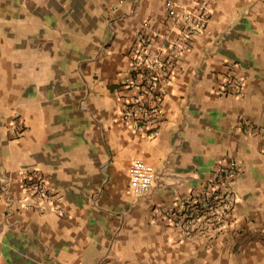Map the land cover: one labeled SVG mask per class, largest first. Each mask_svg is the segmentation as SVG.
Instances as JSON below:
<instances>
[{"label": "crops", "instance_id": "obj_1", "mask_svg": "<svg viewBox=\"0 0 264 264\" xmlns=\"http://www.w3.org/2000/svg\"><path fill=\"white\" fill-rule=\"evenodd\" d=\"M183 5H192L182 0ZM167 0H0V264H264V0H212L207 27L174 66L159 135L123 119V71L145 20L163 26ZM243 95L220 94L229 75ZM25 121L13 129L16 115ZM155 168L135 196L129 166ZM238 159L227 227L181 234L161 206ZM38 167L64 212L41 210L22 181Z\"/></svg>", "mask_w": 264, "mask_h": 264}, {"label": "built area", "instance_id": "obj_2", "mask_svg": "<svg viewBox=\"0 0 264 264\" xmlns=\"http://www.w3.org/2000/svg\"><path fill=\"white\" fill-rule=\"evenodd\" d=\"M181 2L167 0V14L160 28H155L149 20L143 21L129 48V66L123 71V119L133 129L144 133L148 140L156 138L160 133L163 102L169 84L174 80L176 61L185 55L196 34L207 27L210 18L212 0H190V6ZM219 91L220 94L243 95L244 79L231 74L223 80ZM240 123L249 133L264 134V124L247 118H241ZM24 127L25 121L17 114L13 129L21 132ZM240 169L238 159L216 164L211 178L202 187L182 196L172 206H160L154 218L161 217L189 237L207 231L224 230L238 202L235 183ZM155 174L154 166L144 158L132 159L129 176L133 194L138 197L149 194ZM22 181L28 187L33 202L39 204L41 210H45L46 205H52L58 212H64L59 194L51 188L47 176L40 168L23 171ZM2 193L7 196L8 213L11 214L12 201L7 182L0 185V197Z\"/></svg>", "mask_w": 264, "mask_h": 264}, {"label": "rangeland", "instance_id": "obj_3", "mask_svg": "<svg viewBox=\"0 0 264 264\" xmlns=\"http://www.w3.org/2000/svg\"><path fill=\"white\" fill-rule=\"evenodd\" d=\"M143 197V196H142Z\"/></svg>", "mask_w": 264, "mask_h": 264}]
</instances>
